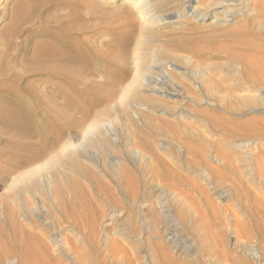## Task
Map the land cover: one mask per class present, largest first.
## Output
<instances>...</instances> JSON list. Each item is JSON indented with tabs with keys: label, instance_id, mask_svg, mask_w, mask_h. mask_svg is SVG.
<instances>
[{
	"label": "rangeland",
	"instance_id": "obj_1",
	"mask_svg": "<svg viewBox=\"0 0 264 264\" xmlns=\"http://www.w3.org/2000/svg\"><path fill=\"white\" fill-rule=\"evenodd\" d=\"M18 1L0 0V81L33 86L63 129L36 115L29 136L0 132V229L38 232L57 264H264V0H151L155 17L25 0L39 9L12 26ZM38 40L74 56L73 79L37 70ZM52 171L74 181L73 211Z\"/></svg>",
	"mask_w": 264,
	"mask_h": 264
},
{
	"label": "bare ground",
	"instance_id": "obj_2",
	"mask_svg": "<svg viewBox=\"0 0 264 264\" xmlns=\"http://www.w3.org/2000/svg\"><path fill=\"white\" fill-rule=\"evenodd\" d=\"M131 1L132 0H122V3H130ZM150 1L151 0H136V5L139 7V13L142 16H156L157 12L155 13V11L152 9L154 7L151 8L148 5ZM38 9L39 6L36 3L27 2L25 0H19L17 4L14 5L13 10H11L12 12L10 24L12 26L17 25L21 19L27 17L30 18V16H32ZM27 32V36H29L31 33L34 32V29H29V31L27 29ZM40 33L42 34L43 31H40ZM2 34L5 35L8 40H10V38L16 34V30L14 31L12 28L9 27L4 28ZM23 47L24 43H22V41L20 43H17L16 48L18 50L23 49ZM30 57L32 60L40 59L44 62L45 67L38 68V71H43L47 69L51 76H64L69 80L73 79L71 75L70 77L69 74H67L68 72H66V68H63L65 64H63V66H60V61L62 59L71 60L74 58V56L63 53L58 48V46L54 44L51 45L44 40L35 41L33 42L31 47ZM7 72H10L9 68L7 69ZM6 78L7 76L4 77V80L0 81V132L11 131L13 136L15 137L29 136L33 132L32 126L35 124L36 115L50 117L52 122L59 129H63V123L61 122L62 112H58L59 109H55L52 106L53 104H47L46 97L38 93V91H36L30 84H24L22 90H20L18 86H10L8 85V82H6ZM25 92L29 94L33 93L32 99L30 100V102L22 103V105L20 106L18 102H22L21 99ZM158 92L163 94H169L171 96L175 95V93H168L165 90H160ZM41 104L44 106H40ZM9 144L14 145L17 143L13 140H9ZM51 175L53 176V190L57 192L60 201H62V203H66L69 209L73 211L72 204L66 198L65 191L69 184L71 186L75 185L74 181L70 179L68 173H58L56 171H52ZM93 178L98 181L97 176H93ZM25 186L31 189H39L40 187L38 181H36L35 179L26 183ZM21 190L22 189L19 187L13 188V192L16 194H20ZM11 208L8 206L9 210ZM11 210L12 212L14 211L13 209ZM4 229L5 230L0 229L1 253H11L19 255L22 257L25 264H57V260L51 253L46 241L38 232L30 231L31 229H25L23 224L14 221V219L11 217L6 221V228ZM11 229L13 230L12 234H6V231H9ZM9 240H13L14 244L11 245L9 243Z\"/></svg>",
	"mask_w": 264,
	"mask_h": 264
}]
</instances>
